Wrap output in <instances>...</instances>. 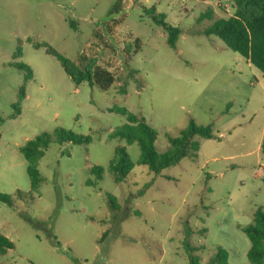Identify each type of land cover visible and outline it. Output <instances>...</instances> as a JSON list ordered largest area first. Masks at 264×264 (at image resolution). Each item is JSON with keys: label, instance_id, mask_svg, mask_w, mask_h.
Here are the masks:
<instances>
[{"label": "rangeland", "instance_id": "rangeland-1", "mask_svg": "<svg viewBox=\"0 0 264 264\" xmlns=\"http://www.w3.org/2000/svg\"><path fill=\"white\" fill-rule=\"evenodd\" d=\"M203 2L0 0V193L13 197L12 205L0 201V234L15 244L0 264H189L186 240L203 247L200 264L218 247L228 264H251L243 228L264 212V75L204 33L235 13L234 0L229 13L218 7L229 0ZM156 19L180 28L176 49ZM136 39L140 48L128 53ZM37 43L82 66L94 61L115 82L77 85ZM113 106L156 130L159 153L191 119L212 125L216 138L196 136V159L155 174L139 163L137 143L108 138L126 123ZM58 128L90 142L53 141L31 193L20 147ZM119 146L134 164L122 182L108 170ZM93 167L104 169L100 180ZM18 190L29 196L19 199Z\"/></svg>", "mask_w": 264, "mask_h": 264}, {"label": "trees", "instance_id": "trees-1", "mask_svg": "<svg viewBox=\"0 0 264 264\" xmlns=\"http://www.w3.org/2000/svg\"><path fill=\"white\" fill-rule=\"evenodd\" d=\"M233 6L235 9L233 16L220 18L204 33L217 36L229 49L240 54L264 75V0H234ZM204 16L200 18L203 19ZM162 17L165 18V15H162ZM156 21L167 30L168 45L172 49H176L178 37L181 33L180 28L168 25L161 19H156ZM42 46L46 47L49 55L60 62L65 73L77 85L88 82L90 86H98L102 90H107L115 82L113 74L105 68L96 66L94 61L82 66L48 45L35 44L36 48ZM133 47L140 48L138 39L135 40L133 46L129 45L127 52L130 53V49ZM19 68H24L28 71L29 79L33 77V73L28 66H19ZM122 92L126 93L125 89ZM20 98H25L24 88L20 91ZM110 110L124 116L126 123L110 133L108 138L125 140L127 144L137 143L141 150L139 163L148 166L149 170L155 174H160L164 169L179 164L183 158L196 159L200 149L199 142L195 140L196 136L204 139L216 138L212 125H199L194 119H191L188 128L182 131L179 136H167L170 150L165 153H159L156 149L158 134L155 129L147 124L143 117L130 112L125 107L113 106ZM1 123L2 121L0 120ZM53 141L60 145L83 142L88 144L90 137L76 134L64 128H58L53 134L42 133L20 147V152L27 161L31 193L37 192L41 185L42 177L38 169V163ZM261 151L264 155V139L261 144ZM133 168L134 164L128 156L126 148L117 147L108 167V170L114 175L115 181L122 182L127 179ZM103 172L104 169L101 167H93L92 169V173L96 175L97 180L102 178ZM16 194L19 199H26L29 196V194L20 190ZM110 200L112 199L110 198ZM0 201L12 205L13 197L0 193ZM111 204L114 210L117 209L113 201H111ZM243 231L251 243L247 254L249 261L251 264H263L264 212L261 209L255 211L253 222L244 227ZM201 232L206 231L204 229ZM191 234H193L192 231L187 227L186 236L190 237ZM57 245H59L58 242ZM185 247L189 255V264H200V258L197 253L203 247L194 246L187 240L185 241ZM14 248V242L0 234V254H5L8 250ZM208 264H228V252L222 247H218L214 255L209 259Z\"/></svg>", "mask_w": 264, "mask_h": 264}, {"label": "crops", "instance_id": "crops-1", "mask_svg": "<svg viewBox=\"0 0 264 264\" xmlns=\"http://www.w3.org/2000/svg\"><path fill=\"white\" fill-rule=\"evenodd\" d=\"M202 1H204L203 3H205L206 2V0H202ZM230 2H228L229 4L228 5H230L231 6V2H232V0H229ZM221 7H219V10H220V12H222L221 11V9H220ZM223 10H224V8H222ZM212 13V12H211ZM211 13H208V14H211ZM224 14V13H223ZM205 16H207L206 15V13L204 14ZM203 16V15H202ZM224 16V15H223ZM223 18H228V17H226V16H224ZM177 48V47H176ZM248 62V64L249 65H251L250 63H249V61H247ZM256 83L259 85L260 84V80L259 79H256ZM264 139V138H263ZM263 141V140H262ZM261 144H262V142H261ZM261 144H260V148H258V149H260L261 150ZM214 159H216V158H214Z\"/></svg>", "mask_w": 264, "mask_h": 264}, {"label": "built area", "instance_id": "built-area-1", "mask_svg": "<svg viewBox=\"0 0 264 264\" xmlns=\"http://www.w3.org/2000/svg\"><path fill=\"white\" fill-rule=\"evenodd\" d=\"M184 1H190V0H184ZM218 7L225 8L226 12H228V13L230 12V9H232V7L230 5L222 4L220 2H218ZM81 53H84V51H81Z\"/></svg>", "mask_w": 264, "mask_h": 264}]
</instances>
